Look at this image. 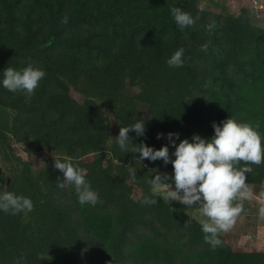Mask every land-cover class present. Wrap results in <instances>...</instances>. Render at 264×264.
I'll return each mask as SVG.
<instances>
[{
	"label": "trees",
	"instance_id": "trees-1",
	"mask_svg": "<svg viewBox=\"0 0 264 264\" xmlns=\"http://www.w3.org/2000/svg\"><path fill=\"white\" fill-rule=\"evenodd\" d=\"M201 1L217 2L0 0V81L6 67L46 72L31 98L0 83V193L34 205L0 211V264H264V249H236L222 234L221 246L206 243L200 221L146 183L151 169L171 176L172 164L139 161L116 143L120 127L144 120L145 135L130 131L132 142L167 145L171 157L168 133H179L176 144L193 134L211 138L213 122L230 117L258 123L264 146V27L245 8L212 11ZM172 7L194 25L181 31ZM179 48L183 65L169 67ZM21 143L26 154L50 160L32 168L16 152ZM55 159L84 170L95 205L80 204L73 185L57 186ZM251 167L245 175L254 190L264 163ZM154 193L158 203L141 202Z\"/></svg>",
	"mask_w": 264,
	"mask_h": 264
},
{
	"label": "clouds",
	"instance_id": "clouds-1",
	"mask_svg": "<svg viewBox=\"0 0 264 264\" xmlns=\"http://www.w3.org/2000/svg\"><path fill=\"white\" fill-rule=\"evenodd\" d=\"M176 26L182 31L186 27L194 25L191 15L179 7L170 9ZM62 24L68 23V17L61 18ZM215 27V22L208 25L209 31ZM202 50H206V46ZM184 49L179 48L167 59L169 67L183 65ZM46 76V72L31 64L23 69L16 70L6 67L3 71V79L0 81L9 92H23L28 98L34 94L39 82ZM214 135L211 138L193 134L191 141L187 138L180 139L179 133H168L169 144L174 151L169 154V147L162 145L159 149L141 142L134 144L129 136L134 131L136 136L145 135V122L138 120L132 125L120 127L116 138L120 150L123 153H139V161L162 160L165 165L171 163L173 173H161L157 169L152 170V178H146V183L159 188L165 186L163 199L168 203L176 201L185 208L199 207L200 215L207 219H201V229L205 234V242L213 248L222 245L219 239L220 233L228 232L235 224L236 218L242 212V206L235 203L238 200L250 198L252 189L246 182V175L252 172L251 165L259 166L264 163V146L262 138L257 131L259 124L255 126L249 123L237 122L232 118L222 120L220 124L213 122ZM161 134H157L160 138ZM53 167L63 173V180H57L58 187L73 185L78 195L80 204L95 205L98 194L92 190L86 180V173L78 164L71 160L61 161L55 159ZM132 182L137 179L135 169L129 173ZM169 181L174 183V188ZM152 197H144L141 202L156 204L157 194ZM34 208L30 198L17 195L13 192L0 193V211L8 214L31 212ZM264 215V208H261ZM187 221L185 222L187 226Z\"/></svg>",
	"mask_w": 264,
	"mask_h": 264
},
{
	"label": "rangeland",
	"instance_id": "rangeland-1",
	"mask_svg": "<svg viewBox=\"0 0 264 264\" xmlns=\"http://www.w3.org/2000/svg\"><path fill=\"white\" fill-rule=\"evenodd\" d=\"M215 4L201 1L199 6L208 7L212 11H221L222 7L233 14H238L242 8L247 9L250 21L259 27H264V0H216ZM24 143L16 144V152L19 153L34 169L43 166L51 156L45 152H35L26 154L23 151ZM174 188V184H172ZM165 186L153 188V191L161 196L164 195ZM173 208H178L191 215L198 221L207 219L200 215L199 207L185 208L184 205L176 201H171ZM238 204L242 206V212L236 218L233 227L226 233L222 234L232 245L239 250L264 249V215L261 214V208H264V182L252 190L250 198L238 200Z\"/></svg>",
	"mask_w": 264,
	"mask_h": 264
}]
</instances>
